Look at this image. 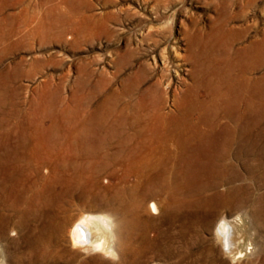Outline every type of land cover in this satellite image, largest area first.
Listing matches in <instances>:
<instances>
[{
    "label": "rangeland",
    "instance_id": "rangeland-1",
    "mask_svg": "<svg viewBox=\"0 0 264 264\" xmlns=\"http://www.w3.org/2000/svg\"><path fill=\"white\" fill-rule=\"evenodd\" d=\"M263 33L264 0H0V252L4 261L264 264V137L258 136L264 131L252 133L248 117L238 123L232 120L233 94L218 97L215 104L202 103L198 92L185 94L194 83V67L200 81L204 68L208 69L204 85H214L209 79L214 71L217 84L225 86L227 77L222 79L228 67L234 71L241 66L245 45ZM263 73L264 69L257 75ZM161 77L167 91L166 112L174 116L145 128L148 119L144 120L146 111L141 107L150 108L154 99L144 91ZM128 98L142 101L130 116L121 114ZM181 98L185 108L180 113L174 103ZM154 200L163 204L156 215L147 211ZM86 215L110 217L113 254L73 246L74 226ZM225 216L243 221L240 258L226 254L217 238L218 223Z\"/></svg>",
    "mask_w": 264,
    "mask_h": 264
},
{
    "label": "bare ground",
    "instance_id": "bare-ground-1",
    "mask_svg": "<svg viewBox=\"0 0 264 264\" xmlns=\"http://www.w3.org/2000/svg\"><path fill=\"white\" fill-rule=\"evenodd\" d=\"M238 1V0H237ZM248 1H250V0H248ZM240 2V1H239ZM255 2V1H254ZM256 2H257V0H256ZM247 3H249V2H247ZM238 4H240V3H238ZM247 5V4H246ZM245 5V6H246ZM249 5H251V4H249ZM242 6H244V5H242ZM57 7H59V6H57ZM28 8V7H27ZM239 8V7H238ZM4 10V9H3ZM245 10V9H244ZM2 11V10H1ZM23 11V10H22ZM61 11V10H60ZM56 12V11H55ZM54 12V13H55ZM242 12H243V10H242ZM245 12V11H244ZM236 13H238V11L236 12ZM263 13V12H262ZM60 14V13H59ZM244 14V13H243ZM236 15V14H235ZM238 16V15H237ZM226 18V17H225ZM221 22V21H220ZM217 24H218V22H217ZM227 24V23H226ZM224 25H225V23H224ZM216 26V25H215ZM219 29V28H218ZM36 30V29H35ZM40 30V29H39ZM211 30V29H210ZM209 30V31H210ZM225 30V29H224ZM229 30V29H228ZM208 32V31H207ZM226 32H228L227 30H226ZM34 33V32H33ZM201 34V33H200ZM226 35V34H225ZM214 36V35H213ZM231 37V36H230ZM208 38V37H207ZM213 39V38H212ZM218 40V39H217ZM222 41H223V39H222ZM229 41V40H228ZM227 41V42H228ZM232 42H233V40H232ZM225 43V42H224ZM221 43L219 44V48H221ZM206 47V46H205ZM230 47V46H229ZM218 48V47H217ZM245 48L247 49V52L245 53V55H246V57H245V59H244V61H243V63H242V65L241 66H239L237 69H235L234 71H231L230 70V68L228 67V71H227V74H226V76H224V78L222 79V80H225V77H227V79H226V84H225V86H222L220 83H218L217 84V75L215 74V76L214 75H212L213 73H214V71H213V73L211 74V76H210V78L209 79H211L210 81H212V83L214 82V85H212V87H210V85H204V80H205V70H208V69H205L204 67V70H203V68L200 70V71H202L203 70V80H201L200 81V79H198L199 77L196 75V72L198 71V70H196V68L194 67L193 68V70H192V75L194 74V83L192 84V85H190L188 88H187V90H185V94H191V93H194L195 92V94L198 92V97H200L201 98V100H202V103H208V102H211V103H213V104H215V103H217V99H218V97H219V99H220V97H222L223 99H225V97H229V96H231V95H229V94H233L234 95V97H233V100L232 101H229V103L231 104V110H230V112H229V114H230V116H231V118H232V120L233 121H235V122H240L241 120H242V118L243 117H248V119H249V123H248V127H250V130H252V133H255V131L253 132V130H258L259 128H260V130H258V131H264V73L263 74H261V75H257L262 69H264V33H263V36L261 37V38H259V39H257L256 38V40H254V41H252L251 42V44L250 45H248L247 47H246V45H245ZM244 48V49H245ZM227 50V49H226ZM224 51V50H223ZM211 52V51H210ZM241 52V51H240ZM214 53H215V51H214ZM221 53V52H220ZM213 54V53H212ZM231 54V53H230ZM237 54V53H236ZM215 56V55H214ZM217 56V55H216ZM235 56V55H234ZM217 57H219V56H217ZM231 57V56H230ZM204 58H206V56L204 57ZM208 58H209V56H208ZM233 58H235V57H233ZM210 59H212V58H210ZM207 60V59H206ZM212 60H214V59H212ZM236 61V60H235ZM239 61V60H238ZM206 62V61H205ZM209 62H210V60H209ZM214 62V61H213ZM215 62H216V60H215ZM214 62V63H215ZM203 63V65H205V63L204 62H202ZM207 63V62H206ZM218 63V62H217ZM226 63V62H225ZM227 64V63H226ZM230 64V63H229ZM201 65V64H200ZM202 66V65H201ZM216 66V65H215ZM212 67V66H211ZM236 67V66H235ZM234 67V68H235ZM210 68V67H209ZM217 68V67H216ZM121 70V69H120ZM199 71V72H200ZM211 72V71H210ZM220 72V71H219ZM225 72V71H224ZM118 73V72H117ZM208 73V72H207ZM220 74V73H219ZM218 74V75H219ZM200 75V74H199ZM222 75L223 74H221V77H222ZM143 76H144V74H143ZM162 76H163V74H162ZM207 76V75H206ZM142 77V76H141ZM163 78H164V76H163ZM163 78L161 77V78H158L157 80H155V82L154 83H152L151 85H149V87H147L146 88V90L144 91V95H150L151 97H152V99H154V100H152V102H153V104H151V107L150 108H148L147 106H145V105H143V107H141L143 110H145L146 112H145V119L144 120H147L148 119V121L146 122V124L144 125V127L146 128V127H148L149 125H153V124H155L156 122L158 123V122H165L166 120H168L169 118H171L172 116L171 115H173L174 113H167L166 112V101L167 100H165L167 97H166V94H167V91L165 90V86H164V80H163ZM220 78V77H219ZM141 79V78H140ZM215 80V81H214ZM219 81V80H218ZM112 82V81H111ZM141 82V81H140ZM206 82H208V81H206ZM170 84V83H169ZM171 86V85H170ZM135 87H137V86H135ZM117 89V88H116ZM132 89V88H131ZM139 89H140V87H139ZM113 91V90H112ZM111 91V92H112ZM117 91V90H116ZM114 92V91H113ZM134 92H136V91H134ZM136 93H138V92H136ZM113 94V93H112ZM130 94H131V92H130ZM132 94H134V93H132ZM143 95V96H144ZM138 96H140V95H138ZM141 96H142V94H141ZM128 97V96H127ZM134 97V96H133ZM186 97V96H185ZM188 97V96H187ZM196 97V96H195ZM190 98V97H189ZM221 98V99H222ZM129 99V98H128ZM141 99V98H140ZM145 99H147V98H145ZM192 99V98H191ZM196 99H198V98H196ZM127 100V99H126ZM175 100V99H174ZM183 100H185L184 98H183ZM182 98L181 99H176L175 100V105L177 106V108L179 109V111H180V113H181V111H183L184 110V108H185V104H184V102H183V104H182ZM148 102V101H147ZM169 102V101H168ZM185 103H188V102H185ZM198 103V102H197ZM219 103V102H218ZM141 104H142V101L141 102H134L132 99L130 100H128V101H126L125 103H124V106H123V108H122V111H121V114H124V113H127L126 115H128V116H130L131 114V112L133 111L134 112V110H136V109H139L140 108V106H141ZM196 104V103H195ZM146 105H148L149 106V104H146ZM190 106V105H189ZM199 106V105H198ZM195 107V106H194ZM212 107V106H211ZM172 109V108H171ZM173 109H175V108H173ZM214 109V108H213ZM195 110V109H194ZM114 111V110H113ZM201 111V110H200ZM205 111V110H204ZM211 111V110H210ZM224 111V110H223ZM116 112V111H115ZM136 112V111H135ZM197 112V111H196ZM112 113V112H111ZM177 113V112H176ZM184 113V112H183ZM189 113V112H188ZM225 113V112H224ZM259 113V114H258ZM133 114V113H132ZM197 114V113H196ZM203 114H205L204 112H203ZM118 115V114H117ZM134 115V114H133ZM183 115H185V114H183ZM260 116L261 118H257V116ZM109 116V115H108ZM171 116V117H170ZM174 116V115H173ZM218 116H220V115H218ZM229 116V117H230ZM233 116V117H232ZM106 117V116H105ZM134 117V116H133ZM192 117V116H191ZM225 117V116H224ZM128 118H130V117H128ZM147 118V119H146ZM88 119V118H87ZM135 119V118H134ZM197 119V118H196ZM208 119V118H207ZM212 119V118H211ZM241 119V120H240ZM245 119V118H244ZM244 119L242 120V121H244ZM223 120V119H222ZM221 120V121H222ZM227 120H230V118L229 119H227ZM246 120V119H245ZM137 121V120H136ZM90 122V121H89ZM92 122V121H91ZM208 122V121H207ZM230 122H232L231 120H230ZM230 122H228V123H230ZM94 123V122H93ZM98 124V123H97ZM236 124V123H235ZM73 125V124H72ZM95 125V124H94ZM203 125V124H202ZM219 125H220V123H219ZM233 125V124H232ZM115 126V125H114ZM130 126V125H129ZM204 126V125H203ZM87 127V126H86ZM85 127V128H86ZM91 127V126H90ZM239 127H241V125L239 126ZM247 127V128H248ZM173 128V127H172ZM207 128V127H206ZM198 129V128H197ZM233 129V128H232ZM76 130V129H75ZM195 130V129H194ZM208 130V129H207ZM86 131V130H85ZM234 131V130H233ZM238 131V130H237ZM129 132V131H128ZM192 132V131H191ZM222 132V131H221ZM84 133V132H83ZM109 133V132H108ZM131 133V132H130ZM150 133V132H149ZM175 133V132H174ZM226 133V132H225ZM235 133V132H234ZM240 133H241V131H240ZM246 133H247V131H246ZM260 133V132H259ZM264 133V132H263ZM79 134V133H78ZM105 134V133H104ZM129 134V133H128ZM132 134H134V132L132 133ZM136 134H138V132L136 133ZM221 134V133H220ZM232 134V133H231ZM242 134V133H241ZM69 135H71V134H69ZM82 135V134H81ZM84 135V134H83ZM82 135V136H83ZM106 135V134H105ZM124 135H127V133L126 134H124ZM153 135V134H152ZM152 135H150V136H152ZM183 135V134H182ZM185 135V134H184ZM191 135V134H190ZM204 133H203V137H204ZM233 135V134H232ZM53 136H56V135H53ZM52 136V137H53ZM58 136V135H57ZM149 136V135H148ZM159 136V135H158ZM173 136V135H172ZM234 136V135H233ZM239 136V135H238ZM247 136V135H246ZM251 136V135H250ZM253 136V135H252ZM260 138H263L264 137V135L263 134H260V135H258ZM132 137V136H131ZM159 137H161V136H159ZM167 137V136H166ZM175 137V136H174ZM55 138V137H54ZM75 138H76V136H75ZM89 139H90V137H88ZM114 138V137H113ZM120 138V137H119ZM144 138V137H143ZM157 138V137H156ZM179 138V137H178ZM231 138V137H230ZM233 138V137H232ZM239 138H240V136H239ZM244 138V137H243ZM248 138H249V136H248ZM56 139V138H55ZM68 139V138H67ZM93 139H95V138H93ZM99 139V138H98ZM121 139V138H120ZM119 139V140H120ZM147 139V138H146ZM164 139V138H163ZM177 139V138H176ZM175 138L173 139V140H176ZM256 139V138H255ZM53 140V139H52ZM113 140V139H112ZM119 140H117V141H119ZM126 140V139H125ZM132 140V139H131ZM162 140V139H161ZM182 140V139H181ZM228 140V139H227ZM234 140V139H233ZM249 140V139H248ZM261 140V139H260ZM54 141V140H53ZM74 141V140H73ZM76 141V140H75ZM74 141V142H75ZM101 141V140H100ZM135 141V140H134ZM142 141V140H141ZM148 141V140H147ZM156 141H157V139H156ZM164 141V140H163ZM171 141H172V139H171ZM247 141V140H246ZM254 141V140H253ZM253 141H251L252 142V144H254V142ZM259 141V140H258ZM264 141V140H263ZM58 142V141H57ZM68 142V141H67ZM155 142V141H154ZM173 142V141H172ZM175 142V141H174ZM179 142V141H178ZM183 142V141H182ZM221 142V141H220ZM75 143H77V142H75ZM97 143V142H96ZM115 143V142H114ZM164 143V142H163ZM162 143V144H163ZM207 143V142H206ZM227 143V142H226ZM244 143V142H243ZM120 144V143H119ZM122 144V143H121ZM124 144V143H123ZM144 144V143H143ZM150 144V143H149ZM152 144V143H151ZM161 144V143H160ZM166 144H167V142H166ZM234 144V143H233ZM87 145H88V143H87ZM117 145V144H116ZM155 145V144H154ZM158 145H159V143H158ZM157 145V146H158ZM178 145V144H177ZM176 145V146H177ZM203 145V144H202ZM214 145V144H213ZM239 145V144H238ZM242 145H244V144H242ZM102 146V145H101ZM115 146V145H114ZM120 146V145H119ZM151 146V145H150ZM149 146V147H150ZM162 146V145H161ZM175 146V145H174ZM252 146H254V145H252ZM162 147H164V146H162ZM205 147V146H204ZM233 147V146H232ZM235 147V146H234ZM76 148V147H75ZM81 148V147H80ZM90 148V147H89ZM92 148V147H91ZM124 148V147H123ZM176 148V147H175ZM222 148V147H221ZM229 148V147H228ZM245 148V147H244ZM116 149H118V148H116ZM150 149V148H149ZM194 149V148H193ZM232 149V148H231ZM91 150H93V149H91ZM114 150V149H113ZM163 150V149H162ZM175 150V149H174ZM264 150V149H263ZM117 151V150H116ZM115 151V152H116ZM167 152H168V150H166ZM243 151H244V149H243ZM242 151V152H243ZM249 151V150H248ZM259 151V150H258ZM63 152V151H62ZM93 152V151H92ZM101 152V151H100ZM121 152V151H120ZM143 152V151H142ZM207 152V151H206ZM216 152V151H215ZM225 152V151H224ZM257 152V151H256ZM112 153V152H111ZM181 153V152H180ZM183 153H185V152H183ZM250 153V152H249ZM61 153H59V155H60ZM106 154V153H105ZM141 154V153H140ZM143 154V153H142ZM147 154V153H146ZM145 154V155H146ZM157 154V153H156ZM176 154H178V153H176ZM211 154V153H210ZM223 154V153H222ZM229 154V153H228ZM231 154V153H230ZM246 154V153H245ZM254 154V153H253ZM259 154V153H258ZM51 155V154H50ZM71 155V154H70ZM81 155V154H80ZM117 155V154H116ZM136 155V154H135ZM179 155H181V154H179ZM224 155H226V154H224ZM237 155V154H236ZM261 155V154H260ZM61 156V155H60ZM68 156H69V154H68ZM67 156V157H68ZM83 156V155H82ZM104 155H102V157H103ZM110 156V155H109ZM132 156V155H131ZM152 156V155H151ZM162 156V155H161ZM168 156H170V155H168ZM203 156V155H202ZM253 156V155H252ZM91 157V156H90ZM130 157V156H129ZM176 157V156H175ZM182 157V156H181ZM184 157V156H183ZM196 157V156H195ZM218 157V156H217ZM86 158V157H85ZM138 158H139V156H138ZM159 158H160V156H159ZM162 158V157H161ZM187 158V157H186ZM186 158H184V159H186ZM259 158V157H258ZM84 159V158H83ZM92 159V158H91ZM111 159V158H110ZM148 159V158H147ZM153 159V158H152ZM166 159V158H165ZM198 159V158H197ZM234 159V158H233ZM264 159V158H263ZM104 160V159H103ZM114 160V159H113ZM138 160V159H137ZM196 160V159H195ZM229 160H231V159H229ZM255 160V159H254ZM261 160V159H260ZM80 161V160H79ZM119 161V160H118ZM131 161V160H130ZM136 161V160H135ZM143 161V160H142ZM145 161V160H144ZM146 161H148V160H146ZM157 161H159V160H157ZM170 161V160H169ZM180 161V160H179ZM198 161V160H197ZM200 161V160H199ZM141 162V161H140ZM161 162V161H160ZM187 162V161H186ZM196 162V161H195ZM227 162V161H226ZM248 162V161H247ZM261 162H262V160H261ZM91 163H92V161H91ZM96 163H97V161H96ZM122 163H124V162H122ZM170 163V162H169ZM197 163V162H196ZM260 163V162H259ZM264 163V162H263ZM66 164V163H65ZM174 164V163H173ZM250 164V163H249ZM252 164V163H251ZM74 165V164H73ZM118 165H120V164H118ZM117 165V166H118ZM130 165H132V164H130ZM146 165V164H145ZM149 164H147V166H148ZM210 165V164H209ZM217 165V164H216ZM228 165H230L229 164V162H227V166ZM247 165V164H246ZM54 166V165H53ZM84 166V165H83ZM86 166V165H85ZM102 166V165H101ZM121 166H123V165H121ZM125 166V165H124ZM178 166V165H177ZM213 166V165H212ZM57 167V166H56ZM103 167V166H102ZM116 167V166H115ZM119 167V166H118ZM159 167V166H158ZM161 167V166H160ZM218 167V166H217ZM229 167V166H228ZM261 167V166H260ZM262 167H263V165H262ZM55 168V167H54ZM86 168V167H85ZM152 168V167H151ZM165 168V167H164ZM176 168V167H175ZM184 168V167H183ZM238 168V167H237ZM236 168V169H237ZM250 168V167H249ZM256 168V167H255ZM123 169V168H122ZM121 169V170H122ZM172 169V168H171ZM235 169V168H234ZM244 169V168H243ZM98 170V169H97ZM131 170V169H130ZM229 170V169H228ZM252 170V169H251ZM120 171V170H119ZM140 171V170H139ZM153 171V170H152ZM172 171V170H171ZM221 171V170H220ZM233 171V170H232ZM124 172V171H123ZM234 172V171H233ZM238 172V171H237ZM253 172V171H252ZM128 173V172H127ZM136 173V172H135ZM140 173V172H139ZM151 173V172H150ZM166 173H167V171H166ZM174 173V172H173ZM240 173V172H239ZM244 173V172H243ZM242 173V174H243ZM249 173V172H248ZM146 174H147V172H146ZM169 174V173H168ZM233 174V173H232ZM123 175V174H122ZM125 175V174H124ZM149 175V174H148ZM155 175V174H154ZM176 175V174H175ZM178 175V174H177ZM136 176H137V174H136ZM170 176V175H169ZM168 176V177H169ZM223 176V175H222ZM98 177V176H97ZM140 177V176H139ZM145 177V176H144ZM154 177V176H153ZM163 177V176H162ZM164 177H165V175H164ZM217 177V176H216ZM215 177V178H216ZM220 177H221V175H220ZM225 177V176H224ZM227 177V176H226ZM233 177V176H232ZM238 177V176H237ZM117 178H118V175H117ZM127 178V177H126ZM125 178V179H126ZM155 178V177H154ZM176 178H178V177H176ZM230 178V177H229ZM98 179V178H97ZM124 179V178H123ZM124 179V180H125ZM148 179V178H147ZM209 179V178H208ZM221 179H223V178H221ZM243 179V178H242ZM139 180H142V179H139ZM163 180V179H162ZM168 180H170V178H168ZM174 180V179H173ZM206 180V179H205ZM213 180V179H212ZM215 180V179H214ZM213 180V181H214ZM218 180H220V179H218ZM230 180V179H229ZM232 180H234V179H232ZM247 180V179H246ZM129 181V180H128ZM137 181V180H136ZM172 181V180H171ZM212 181V182H213ZM216 181V180H215ZM245 181V180H244ZM120 182V181H119ZM125 182H127V181H125ZM153 182V181H152ZM157 182V181H156ZM155 182V183H156ZM218 182V181H217ZM223 182V181H222ZM228 182V181H227ZM237 182V181H236ZM112 183V182H111ZM165 183V182H164ZM181 183V182H180ZM214 183V182H213ZM221 183V182H220ZM119 184V183H118ZM135 184H136V182H135ZM148 184V183H147ZM153 184V183H152ZM121 185V184H120ZM125 185V184H124ZM140 186H141V184H139ZM217 185V184H216ZM234 185H236L235 183H234ZM127 186V185H126ZM140 186H139V188H140ZM204 186V185H203ZM222 186V185H221ZM224 186V185H223ZM136 186H134V188H135ZM149 187V186H148ZM216 187V186H215ZM227 187V186H226ZM119 188H120V186H119ZM133 188V187H132ZM232 188H234V187H232ZM110 189V188H109ZM125 189V188H124ZM136 189V188H135ZM142 189V188H141ZM152 189V188H151ZM209 189V188H208ZM237 189V188H236ZM127 190V189H126ZM149 190V189H148ZM147 190V191H148ZM200 190V189H199ZM202 190V189H201ZM231 190V189H230ZM145 191V190H144ZM152 191V190H151ZM227 191V190H226ZM240 191V190H239ZM109 192V191H108ZM202 192V191H201ZM220 192V191H219ZM120 193V192H119ZM124 193V192H123ZM126 193V192H125ZM124 193V194H125ZM133 193V192H132ZM141 193V192H140ZM143 193H145V192H143ZM134 194V193H133ZM113 195V194H112ZM120 195V194H119ZM128 195H130V194H128ZM146 195V194H145ZM194 195V194H193ZM111 196V195H110ZM117 196V195H116ZM143 196H144V194H143ZM233 196V195H232ZM235 196V195H234ZM104 197V196H103ZM134 197V196H133ZM146 197V196H145ZM179 197V196H178ZM94 198V197H93ZM118 198V197H117ZM127 198H129V197H127ZM131 198V197H130ZM183 198H185V197H183ZM95 199V198H94ZM94 199H93V201H94ZM101 199H102V197H101ZM103 199H105V198H103ZM110 199V198H109ZM141 199V198H140ZM197 199V198H196ZM96 200V199H95ZM120 200V199H119ZM118 200V201H119ZM204 200V199H203ZM226 200V199H225ZM129 201V200H128ZM185 201V200H184ZM199 201V200H198ZM202 201V200H201ZM102 202V201H101ZM104 202H105V200H104ZM130 202V201H129ZM180 202V201H179ZM192 202V201H191ZM191 202H189V203H191ZM110 203V202H109ZM111 203H113V202H111ZM125 203H126V201H125ZM124 203V204H125ZM164 203V202H163ZM182 203V202H181ZM188 203V204H189ZM128 204V203H127ZM149 204V203H148ZM194 205V204H193ZM196 206V205H195ZM198 206H200V205H198ZM204 206V205H203ZM206 206V205H205ZM240 206V205H239ZM56 207V206H55ZM93 207V206H92ZM99 207V206H98ZM165 207H167V206H165ZM201 207V206H200ZM109 208H111V207H109ZM115 208V207H114ZM134 208H136V207H134ZM162 208H163V204H162V201H158V200H154V201H152L151 203H150V205H149V208H148V213H151V214H154V215H156V214H159L161 211H162ZM186 208H188V207H186ZM202 208V207H201ZM207 208V207H206ZM57 209V208H56ZM60 209V208H59ZM107 209V208H106ZM196 209V208H195ZM205 210V209H204ZM60 211V210H59ZM135 211H136V209H135ZM180 211V210H179ZM195 211V210H194ZM61 212V211H60ZM111 212V211H110ZM113 212V211H112ZM120 212V211H119ZM131 212H133V210L131 211ZM140 212V211H139ZM146 212V211H145ZM203 212V211H202ZM201 213V212H200ZM204 213V212H203ZM60 214V213H59ZM130 213H128V215H129ZM135 214V213H134ZM144 214H146V213H144ZM196 214H198V213H196ZM57 215V214H56ZM84 215V214H83ZM128 215H125V216H127L126 217V220L129 218V216ZM138 215H140V214H138ZM163 215H165L166 216V214H163ZM207 215V214H206ZM55 216V215H54ZM59 216V215H58ZM63 216V215H62ZM115 216V215H114ZM143 216V215H142ZM150 216V215H149ZM170 216V215H169ZM181 216V215H180ZM197 216V215H196ZM259 216V215H258ZM118 217V216H117ZM141 217V216H140ZM167 217V216H166ZM202 217V216H201ZM204 217V216H203ZM257 217V216H256ZM261 217V216H260ZM55 218V217H54ZM63 218V217H62ZM130 218H132V217H130ZM168 218V217H167ZM192 218V217H191ZM205 218V217H204ZM259 218V217H258ZM59 219V218H58ZM141 219V218H140ZM149 219V218H148ZM156 219V218H155ZM174 219H175V217H174ZM173 219V220H174ZM186 219V218H185ZM193 219V218H192ZM199 219V218H198ZM201 219V218H200ZM210 219V218H209ZM54 220V219H53ZM115 220H116V218H115ZM118 220V219H117ZM177 220V219H176ZM204 220V219H203ZM206 220V219H205ZM131 221V220H130ZM136 221V220H135ZM146 221V220H145ZM158 221V220H157ZM182 221H184V220H182ZM187 221H189V219L187 220ZM202 221V220H201ZM200 221V222H201ZM170 222V221H169ZM195 223H196V221H194ZM50 223V222H49ZM119 223V222H118ZM121 223H122V221H121ZM134 223H136V222H134ZM141 223H142V221H141ZM173 223V222H172ZM180 223H181V221H180ZM53 224H54V222H53ZM136 224H138V223H136ZM158 224V223H157ZM161 224V223H160ZM194 224V223H193ZM198 224V223H197ZM200 224V223H199ZM46 225V224H45ZM48 225V224H47ZM61 225V224H60ZM59 225V226H60ZM119 225V224H118ZM133 225V224H132ZM139 225H141L140 224V222H139ZM151 225V224H150ZM242 225H243V221L241 220V218H235V219H232V218H229V217H224L222 220H220V222L218 223V226H217V228H218V230H217V238H218V240L222 243V246H223V248H224V250H225V252H226V254H228V255H230L231 257H233V258H240L241 256H242V254H243V251L242 250H240V245H241V243L242 242H244V234H242L241 233V228L240 227H242ZM49 226H51V225H49ZM62 226V225H61ZM127 226V225H126ZM146 226V225H145ZM155 226V225H154ZM175 226V225H174ZM180 226V225H179ZM195 226V225H194ZM207 226V225H206ZM118 227V226H117ZM140 227V226H139ZM176 227V226H175ZM189 227H191V226H189ZM198 227V226H197ZM43 228V227H42ZM134 228V227H133ZM141 228V227H140ZM152 228H153V225H152ZM157 228V227H156ZM169 228V227H168ZM187 228V227H186ZM185 228V229H186ZM199 228H200V226H199ZM198 228V229H199ZM53 229H54V227H53ZM56 229V228H55ZM60 229V228H59ZM59 229H58V231H59ZM145 229V228H144ZM151 229V228H150ZM170 229V228H169ZM184 229V228H183ZM194 229V228H193ZM50 230V229H49ZM57 230V229H56ZM142 230V229H141ZM172 230H174V229H172ZM33 231H34V229H33ZM113 231V225L111 224V220H110V217H108V216H101V217H97V216H94V215H86V216H82V218L81 219H79V221L76 223V225L74 226V229H73V246L74 247H76V248H80V249H83V250H86V251H100V252H104V253H107V254H113L114 253V249H113V246H112V241L109 239V236H108V234L110 233V232H112ZM120 231V230H119ZM128 231H129V229H128ZM144 231V230H143ZM175 231V230H174ZM185 231V230H184ZM11 232V231H10ZM42 232V231H41ZM130 232V231H129ZM147 232H148V230H147ZM146 232V233H147ZM160 232V231H159ZM179 232V231H178ZM43 233H45V232H43ZM54 233H55V231H54ZM57 233V232H56ZM149 233H151V232H149ZM161 233V232H160ZM50 234V233H49ZM48 234V235H49ZM131 234V233H130ZM140 234H142V233H140ZM173 234H175V233H173ZM177 234V233H176ZM52 235V234H51ZM50 235V236H51ZM57 235V234H56ZM116 235V234H115ZM132 235H134V234H132ZM136 235V234H135ZM157 235V234H156ZM40 236V235H39ZM117 236V235H116ZM162 236V235H161ZM163 236H164V234H163ZM170 236H171V234H170ZM41 237V236H40ZM58 237V236H57ZM62 237V236H61ZM120 237V236H119ZM130 237V236H129ZM139 237V236H138ZM145 237H146V235H145ZM151 237V236H150ZM159 237V236H158ZM185 237V236H184ZM53 238V237H52ZM56 238V237H55ZM123 238V237H122ZM148 239H149V237H147ZM173 238V237H172ZM178 238H180V237H178ZM126 239V238H125ZM146 239V238H145ZM170 239V238H169ZM168 239V240H169ZM185 239V238H184ZM47 240V239H46ZM50 240V239H49ZM54 240V239H53ZM57 240V239H56ZM115 240H116V238H115ZM121 240V239H120ZM135 240V239H134ZM147 240V239H146ZM164 240V239H163ZM175 240V239H174ZM38 241H40V240H38ZM41 241H42V239H41ZM45 241V240H44ZM130 241V240H129ZM136 241V240H135ZM154 241V240H153ZM161 241H162V239H161ZM165 241V240H164ZM163 241V242H164ZM177 241V240H176ZM181 241V240H180ZM184 241V240H183ZM58 242V241H57ZM61 242V241H60ZM124 242V241H123ZM123 242H121V243H123ZM173 242V241H172ZM179 242V241H178ZM17 243V242H16ZM54 243V242H53ZM59 243V242H58ZM57 243V244H58ZM63 243V242H62ZM136 243V242H135ZM151 243V242H150ZM165 243H167V242H165ZM170 243V242H169ZM30 244V243H29ZM37 244H39V243H37ZM47 244V243H46ZM45 244V245H46ZM52 244V243H51ZM117 244V243H116ZM125 244V243H124ZM148 244V243H147ZM147 244H145V245H147ZM16 245V244H15ZM126 245V244H125ZM157 245V244H156ZM170 245V244H169ZM169 245H166V246H169ZM44 246V245H43ZM130 246V245H129ZM144 246V245H143ZM14 247V246H13ZM39 247V246H38ZM41 247H42V245H41ZM68 247V246H67ZM66 247V248H67ZM146 247H148V246H146ZM145 247V248H146ZM170 247V246H169ZM16 248H17V246H16ZM54 248V247H53ZM65 248V249H66ZM115 248V247H114ZM116 248H117V246H116ZM116 248H115V251H116ZM159 248V247H158ZM162 248H164V247H162ZM211 248V247H210ZM37 249V248H36ZM35 249V250H36ZM42 249V248H41ZM55 249V248H54ZM121 249V248H120ZM140 249V248H139ZM155 249V248H154ZM171 249V248H170ZM178 249V248H177ZM22 250V249H21ZM25 250V249H24ZM31 250V249H30ZM39 250V249H38ZM46 250V249H45ZM59 250V249H58ZM62 250V249H61ZM69 250V249H68ZM67 250V251H68ZM149 250V249H148ZM164 250V249H163ZM211 250V249H210ZM27 251H29V250H27ZM40 251V250H39ZM65 251V250H64ZM70 251H72V249L70 250ZM129 251H131V250H129ZM147 251V250H146ZM159 252V250H157L156 249V252ZM162 251V250H161ZM175 251V250H174ZM180 251V250H179ZM207 251H208V249H207ZM17 252V251H16ZM32 252V251H31ZM58 252V251H57ZM60 252H62V251H60ZM66 252V251H65ZM119 252V251H118ZM123 252V251H122ZM135 252V251H134ZM138 252V251H137ZM136 252V253H137ZM168 252H170V251H168ZM183 252V251H182ZM252 252V251H251ZM18 253V252H17ZM16 253V254H17ZM27 253V252H26ZM56 253V252H55ZM63 253V252H62ZM62 253L61 254H59V255H62ZM98 253V252H97ZM126 253V252H125ZM208 253H209V251H208ZM20 254V253H19ZM22 254V253H21ZM38 254V253H37ZM57 254V253H56ZM55 254V255H56ZM67 254V253H66ZM69 254H72L71 252H69ZM143 254V253H142ZM166 254V253H165ZM182 254V253H181ZM29 255V254H28ZM46 255V254H45ZM49 255H51V253L49 254ZM63 255H65V254H63ZM137 255V254H136ZM139 255V254H138ZM168 255V254H167ZM170 255V254H169ZM237 255H240V256H238L237 257ZM69 256V255H68ZM114 256V255H113ZM152 256H154V255H152ZM171 256H174V255H171ZM179 256V255H178ZM181 256V255H180ZM23 257V256H22ZM62 257V256H61ZM125 257V256H124ZM142 257V256H141ZM159 257V256H158ZM182 257V256H181ZM185 257V256H184ZM21 258V257H20ZM32 258H33V256H32ZM38 258V257H37ZM44 258V257H43ZM55 258V257H54ZM76 258V257H75ZM82 258V257H81ZM93 259H95L94 257H92ZM122 258V257H121ZM129 258V257H128ZM134 258H137V257H135L134 256ZM174 258V257H173ZM172 258V259H173ZM4 256L2 255V253L0 252V261H3V264H7V262H5L4 261ZM53 259V258H52ZM74 259V258H73ZM77 259V258H76ZM131 259V258H130ZM143 259V258H142ZM171 259V260H172ZM177 259V258H176ZM205 259V258H204ZM214 259V258H213ZM215 259H217V258H215ZM54 260V259H53ZM61 260V259H60ZM79 260V259H78ZM83 260V259H82ZM97 260V259H96ZM99 260V259H98ZM101 260V259H100ZM126 260V259H125ZM134 260V259H133ZM139 260V259H138ZM145 260V259H144ZM149 260H151V259H149ZM169 260V259H168ZM167 260V261H168ZM183 260V259H182ZM218 260V259H217ZM21 261V260H20ZM26 261V260H25ZM31 261V260H30ZM34 261V260H33ZM44 261V260H43ZM86 261V260H85ZM95 261V260H94ZM93 261V262H94ZM115 261H117V260H115ZM119 261V260H118ZM123 261V260H122ZM142 261V260H141ZM148 261V260H147ZM165 261V260H164ZM189 261V260H188ZM198 261V260H197ZM16 262V261H15ZM28 262V261H27ZM96 262H98V261H96ZM140 262V261H139ZM186 262V261H185ZM199 262V261H198ZM197 262V263H198ZM206 262H208V261H206ZM221 262V261H220ZM23 263V262H22ZM104 263V262H103ZM109 263V262H108ZM129 263V262H128ZM143 263V262H142ZM156 263V262H155ZM168 263V262H167ZM177 263H179V262H177ZM188 263V262H187ZM201 263V262H200ZM264 263V262H263ZM17 264V263H16ZM45 264V263H44ZM64 264V263H63ZM81 264H83V263H81ZM88 264V263H87ZM92 264V263H91ZM131 264V263H130ZM161 264V263H160ZM175 264V263H174ZM189 264V263H188ZM211 264V263H210ZM221 264V263H220ZM262 264V263H261Z\"/></svg>",
    "mask_w": 264,
    "mask_h": 264
},
{
    "label": "clouds",
    "instance_id": "clouds-1",
    "mask_svg": "<svg viewBox=\"0 0 264 264\" xmlns=\"http://www.w3.org/2000/svg\"><path fill=\"white\" fill-rule=\"evenodd\" d=\"M0 264H3V261H0Z\"/></svg>",
    "mask_w": 264,
    "mask_h": 264
}]
</instances>
